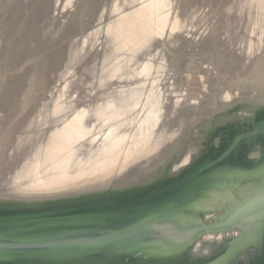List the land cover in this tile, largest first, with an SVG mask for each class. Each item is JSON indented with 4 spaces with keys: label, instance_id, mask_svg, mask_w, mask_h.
Segmentation results:
<instances>
[{
    "label": "rangeland",
    "instance_id": "1",
    "mask_svg": "<svg viewBox=\"0 0 264 264\" xmlns=\"http://www.w3.org/2000/svg\"><path fill=\"white\" fill-rule=\"evenodd\" d=\"M262 14L264 0H0V66L7 64L0 69V108L8 104L3 90L16 88L13 83H20L39 62L38 54L62 52L64 58L63 71L53 74L43 91L48 110L37 122L45 123L44 131L20 133L6 125L10 114L0 115V147L12 149L33 132L41 137L27 150L29 160H16L22 170L1 166L0 206L138 193L216 158L223 159L222 166L232 165L233 170H220L233 172L238 184L233 192L222 185L215 191L227 190L234 198L249 195L256 186L261 189L264 178L258 185L249 181L260 174L254 169L264 170ZM37 15L42 18L33 22ZM59 25L72 34L62 35ZM139 31L148 37H138ZM50 39L54 44L47 47ZM74 46L78 63L72 64L68 59ZM31 48L37 51L25 52ZM36 97L17 99L20 114L33 107ZM60 97L63 106L51 108ZM53 131L57 138L50 139ZM224 214L223 209L212 210L203 225L215 226ZM239 235L240 229L201 232L188 248L189 261L205 262L218 253L222 237ZM253 252L241 254V261Z\"/></svg>",
    "mask_w": 264,
    "mask_h": 264
},
{
    "label": "water",
    "instance_id": "2",
    "mask_svg": "<svg viewBox=\"0 0 264 264\" xmlns=\"http://www.w3.org/2000/svg\"><path fill=\"white\" fill-rule=\"evenodd\" d=\"M216 159L203 160L183 176L150 189L148 185L138 193L100 194L41 206H0V264H110L107 256L113 251L137 253L141 259L147 254L149 260L155 256L163 264L191 263L188 248L201 232L239 231L241 226L264 222V206L252 215H230L215 226H205L204 219H198L199 214L218 208L213 203L220 202L221 196L216 200L214 189L222 185L233 191L238 184L233 172L219 170L223 159ZM258 198L264 200V191L250 204ZM247 204L241 211L249 208ZM249 214L258 222L253 223ZM253 230H244V237L236 238L217 264H234V257L244 252L240 244L252 240ZM149 260L130 264H152Z\"/></svg>",
    "mask_w": 264,
    "mask_h": 264
},
{
    "label": "bare ground",
    "instance_id": "3",
    "mask_svg": "<svg viewBox=\"0 0 264 264\" xmlns=\"http://www.w3.org/2000/svg\"><path fill=\"white\" fill-rule=\"evenodd\" d=\"M261 1V0H260ZM263 2V1H262ZM128 3H130L129 1H128ZM260 3V2H259ZM39 10H41L40 9V7H39ZM42 14L44 15V12H40V15L42 16ZM40 15H37V16H35V18H34V21L33 22H36L37 21V18H42ZM254 15V14H253ZM257 16V15H256ZM259 16H260V14H259ZM258 16V17H259ZM259 18H261V22H263L264 21V14H262L261 15V17H259ZM242 21H244V20H242ZM257 22H256V24L258 23V21L260 22V19L259 20H256ZM238 22V21H237ZM260 22V23H261ZM256 24H255V26H256ZM238 25H241V24H238ZM238 25H237V27H238ZM259 27H260V25H262V24H260L259 25V23L257 24ZM58 26V25H57ZM257 26V27H258ZM59 30L60 31H62L63 33H62V35H71L72 34V32H70L69 30H62V27L59 25ZM242 27V26H241ZM240 27V30L242 29ZM244 27V26H243ZM257 27H253L252 29L254 30L255 28H257ZM139 28H141V26L139 27ZM144 28V27H143ZM144 29H146V28H144ZM245 29H246V27H245ZM249 29V28H248ZM247 29V30H248ZM259 29H261V28H259ZM258 29V30H259ZM262 29H264V28H262ZM126 30V29H125ZM135 30H136V28H135ZM138 30H140V29H138ZM138 30H136V31H138ZM240 30H239V32H240ZM258 30H256L255 29V31H257V32H259ZM28 32V31H27ZM239 32H237V33H239ZM244 32H246V30L244 31ZM249 32H250V30H249ZM252 32H254V31H252ZM130 33V32H129ZM256 34V33H255ZM254 34V35H255ZM258 34V33H257ZM260 34V33H259ZM24 35V34H23ZM237 35H239V34H237ZM243 35V34H242ZM245 36V35H244ZM256 36H258V35H256ZM256 36H255V38H256ZM71 37V36H70ZM138 37H148V34H147V32H145V31H139V34H138ZM242 37V36H241ZM249 37H250V35H249ZM252 37H254L253 36V34H252ZM252 37H250L252 40H253V38ZM263 37V36H262ZM262 37H261V39H262ZM258 39H259V37H258ZM261 39H260V41H261ZM264 39V38H263ZM138 40H139V38H138ZM141 40V39H140ZM248 40V39H247ZM256 40H257V38H256ZM256 40H254V41H256ZM50 41V43H48L46 46L48 47V46H52L53 44H54V40L53 39H50L49 40ZM258 41V40H257ZM62 42V41H61ZM119 42H123V44L125 45L126 44V42L123 40V41H121L120 39H119ZM259 42V41H258ZM263 42L264 41H262V42H259V43H261V44H263ZM58 43H60V42H58ZM57 43V44H58ZM240 43V42H239ZM234 44V43H233ZM235 44H236V41H235ZM258 44V43H257ZM223 45H224V43H223ZM229 45H231V44H229ZM238 46H239V44H237ZM255 45V44H254ZM68 45H66L65 47H63V48H66ZM232 46V45H231ZM142 47V46H141ZM143 47H144V45H143ZM225 47V46H224ZM223 47V48H224ZM75 48H77L76 46H74L73 47V49H72V53H70V57H69V59H68V61H69V63H72V64H74V63H76L77 62V54H76V51H75ZM229 48V47H228ZM248 48H250V47H248ZM248 48H247V50H248ZM15 49V48H14ZM143 49V48H142ZM141 49V50H142ZM221 49H222V47H221ZM230 49V48H229ZM228 49V50H229ZM233 49H234V47H233ZM237 49V48H236ZM246 49V48H245ZM26 51L25 52H27L28 54H31L32 52H36L37 50H33V48H31V49H25ZM33 50V51H32ZM171 50V49H170ZM229 51H231V50H229ZM141 52V51H140ZM169 52V51H168ZM226 52V51H225ZM231 52H233V51H231ZM60 53H62V52H58V53H56V52H54L53 54H47V55H45V56H43V55H37L36 57H38L39 58V62H37V64L34 66V67H32V68H30V69H28V70H26V72H25V74H24V76L22 77V80H21V82L20 83H13V85H16L15 87V89H9L8 87H6V89H4L3 91H4V93H3V99H4V101H6L8 104H6V103H3V104H1L2 105V107L4 108H0V110L1 111H6V112H0V115H2V114H10L11 115V118L10 119H6L7 120V124L6 125H12V126H14V127H16L17 129H19L18 131L20 132V133H24V131L23 130H32V129H35V128H37V130L39 129V128H41L42 130H43V125H45V123L43 124V123H38L37 121H42V120H38L40 117L43 119V117L46 115V109L48 108V106H47V108L45 109V106H44V104H43V100L45 99V97H44V88H46L47 86H50L49 84L51 83L50 81V79L53 77V74H61V72L63 71V69H64V58L63 57H61L59 54ZM169 53H171V52H169ZM27 54V55H28ZM229 54V53H228ZM26 55V54H25ZM233 57H234V55H233ZM73 58V59H72ZM213 59V58H212ZM218 59V58H217ZM228 59V61H229V58H227ZM226 59V60H227ZM243 59V58H242ZM244 59H245V57H244ZM231 61H232V59H231ZM241 61H243V60H239L238 61V64H241L242 62ZM241 62V63H240ZM78 63V62H77ZM232 63V62H231ZM244 63V62H243ZM234 64V63H233ZM245 64H247V66H248V64H249V61H245ZM6 62H4L3 63V65H1L0 66V69L2 70L3 68L2 67H4V69H5V67H6ZM230 65V64H229ZM231 66H233L232 64H231ZM249 66H250V64H249ZM238 67H241V66H238ZM244 67V66H243ZM250 68V67H249ZM248 67H247V70L249 69ZM82 69V68H81ZM84 69V68H83ZM242 69H245L246 70V67L245 68H242ZM1 70H0V72H1ZM239 71H241L240 69H239ZM238 71V72H239ZM242 72H244V73H246V71H242ZM240 73V72H239ZM80 74V73H79ZM234 74H236V72L234 73ZM241 74V73H240ZM85 76V75H84ZM258 77H259V75H258ZM84 78V77H83ZM84 79H86V78H84ZM5 82H7V81H5ZM5 91H6V93H5ZM2 92V91H1ZM0 92V93H1ZM37 96L36 98H37V101L35 102H33V104L32 105H30V106H33L32 108L29 106V105H26V104H24V105H26V106H28V107H30V110L29 111H27V113L26 114H20V110H21V108H19V107H21L22 106V104L21 103H19L18 104V100L17 99H19V98H25V97H27V96ZM48 98V97H47ZM50 98H48V100H49ZM55 100V99H54ZM61 100H64L63 98H61L60 97V99H58V100H56V102H54L53 104H50V107L52 108L53 107V105L55 106V108H60V106H63V104L61 103ZM44 101H46V100H44ZM25 102H28L27 100L25 101ZM47 102V101H46ZM45 102V103H46ZM52 103V102H51ZM47 105H48V103H46ZM49 107V108H50ZM27 108V107H26ZM51 108H50V110H51ZM55 108L53 109V111L56 113V111H55ZM22 110H24V109H22ZM48 110V109H47ZM52 111V110H51ZM29 112L31 113V114H29ZM54 112H50L51 114H55ZM49 113V114H50ZM18 114H20V115H18ZM29 114V115H28ZM57 115V114H56ZM175 120H177V119H175ZM1 122L3 123L4 121H2L1 120ZM0 122V123H1ZM47 122V121H46ZM48 123V122H47ZM176 123H174V125H175ZM52 125V124H51ZM56 125V124H55ZM173 125V124H172ZM1 126V125H0ZM53 127V126H52ZM72 128V127H71ZM40 129V130H41ZM52 129H56V128H52ZM12 130V129H11ZM66 130V129H65ZM75 130V129H74ZM33 131V130H32ZM44 131V130H43ZM56 131H58V129L56 130ZM56 131H53V132H51L50 133V135H49V138L50 139H52L53 137L54 138H57V136H56ZM68 131V130H67ZM161 131V130H160ZM164 131V130H163ZM163 131H161V132H163ZM171 131V130H170ZM45 132H49L48 130H46ZM59 132V131H58ZM68 132H71V131H68ZM159 132V131H158ZM59 134H62L63 136H64V134L63 133H60L59 132ZM69 134V133H68ZM71 134V133H70ZM162 135V134H161ZM163 135H164V133H163ZM162 135V136H163ZM36 136V137H35ZM66 136H68V135H66ZM155 136H156V134H155ZM160 136V135H159ZM37 139V138H41V137H37V135H35V133L33 132L31 135H30V137L28 138V140H25V141H21V142H17L16 143V145L14 146L13 145V147H12V149H9V148H7L6 146H3V147H0V154H1V158H0V168H1V166L3 165V164H6L7 166H13V167H15V168H17V169H19L18 171H20V170H22L21 169V167L23 166L22 165V163H20V162H18V161H16L18 158H22V159H28L27 158V156L29 155V153H27L28 151L27 150H29L30 149V146H32V144H34V141L35 140H33V139ZM65 138V137H64ZM64 138H62V141L64 140ZM69 138H70V136H69ZM78 138V137H77ZM65 139H67V138H65ZM74 139H75V137H74ZM156 139V138H155ZM70 140V139H69ZM77 140H79V139H77ZM57 141H58V139H57ZM61 141V142H62ZM67 141V140H66ZM65 141V142H66ZM74 141V140H73ZM159 142V141H158ZM58 143H60V142H58ZM65 143H62L61 144V146L62 145H64ZM67 144V143H66ZM2 145V144H1ZM78 145V144H77ZM79 145H82V144H79ZM141 145V144H140ZM139 145V146H140ZM145 145V144H144ZM143 145V146H144ZM60 146V145H59ZM64 146H66V145H64ZM134 147L136 146V145H133ZM142 146V147H143ZM79 147V146H78ZM77 147V148H78ZM95 147V146H94ZM134 147L133 148H131V149H134ZM60 147H58V149H59ZM82 148V147H81ZM95 149V148H94ZM101 149H102V147H101ZM101 149H98L99 151L101 150ZM104 149V148H103ZM137 149H138V147H137ZM74 150H76V149H74ZM79 150V149H78ZM81 150V149H80ZM83 150V149H82ZM82 150L79 152V151H77L78 153H81L82 152ZM89 150V149H88ZM10 151H13V152H10ZM86 152H87V150H85ZM92 151V150H91ZM101 151H104V150H101ZM105 151H106V149H105ZM113 151V150H112ZM112 151L110 152V153H112ZM121 151V150H120ZM138 151V150H137ZM136 151V152H137ZM84 152V151H83ZM115 152H116V150H115ZM130 153H131V151H129ZM135 152V151H134ZM133 151H132V153H134ZM88 153V152H87ZM90 153V152H89ZM101 153H103V157H104V152H101ZM129 153V154H130ZM26 154H28V155H26ZM94 154V153H93ZM92 154V155H93ZM109 153H107L105 156L107 157V155H108ZM35 155V154H34ZM48 155V154H47ZM112 155V154H111ZM118 155H119V153H118ZM117 155V156H118ZM81 156V155H80ZM79 156V157H80ZM83 156V155H82ZM98 156V155H97ZM102 156V155H101ZM34 156L32 155V160L34 159L33 158ZM50 157V156H49ZM84 157V156H83ZM88 158H89V156H87ZM93 157V156H92ZM95 157V156H94ZM100 157V156H99ZM102 157V158H103ZM219 157V156H218ZM11 158H16V159H13L14 161H12V159ZM46 158V157H45ZM85 158H86V156H85ZM96 158V157H95ZM92 159V158H91ZM97 159V158H96ZM96 159H94V160H96ZM25 160H23V161H25ZM29 160V159H28ZM31 160V159H30ZM49 160V159H48ZM47 160V161H48ZM94 160H93V162H94ZM110 160V159H109ZM112 160H114V158L112 159ZM88 161V160H87ZM114 161H116V160H114ZM213 161V160H212ZM50 162H52V161H50ZM49 162V163H50ZM85 162V161H84ZM92 162V163H93ZM97 162V161H96ZM96 162H94L95 164H96ZM214 162V161H213ZM218 162V161H217ZM44 164V163H43ZM47 165H48V163H46ZM51 164V163H50ZM94 164V165H95ZM108 164V163H107ZM214 164V163H213ZM52 165V164H51ZM84 165V164H83ZM93 165V164H92ZM93 165V166H94ZM216 165H217V163H216ZM236 165V164H235ZM49 166V165H48ZM226 166H227V164H226ZM226 166H222L223 168H219V170L220 169H225V168H227ZM47 167V166H46ZM49 167H52V166H49ZM48 167V168H49ZM106 167H108V166H106ZM106 167H104V169L106 168ZM218 168V167H217ZM47 169V168H46ZM51 169V168H50ZM53 169V168H52ZM54 170V169H53ZM53 170H50V171H53ZM66 170V169H65ZM107 170H109V169H107ZM230 170H233L232 169V166H230ZM253 171H255L256 173H260L257 177H255V178H253V180H251V181H249V183H252L253 181V184L254 183H257L256 185H258L260 182H262L261 180L264 178V170H257V169H254ZM54 172V171H53ZM64 172V171H63ZM52 173V172H51ZM55 174L54 175H56L57 173L56 172H54ZM213 173V172H212ZM53 175V176H54ZM60 176V175H59ZM1 180V179H0ZM264 180V179H263ZM245 184V183H244ZM243 184V185H244ZM248 184V183H247ZM246 185V184H245ZM242 186V185H241ZM254 189V191H251L250 192V194L249 195H246V196H242V195H234V198H233V196H232V194H230V192H227V190H218V191H213L212 192V194H214V197H216L217 195H218V197H216V200L221 196V198H220V202H218V201H213L214 203L213 204H216V203H218L219 205H218V208H214V210H216V209H220V208H223V210H225V214L222 216V219H221V221H223L225 218H229V216L231 215V217H234V216H237V215H239V214H246V213H251V215L255 212V211H260V208L261 207H263L264 206V200L262 201V200H259V198L256 200V202H254L253 204H250V203H252V201H253V199H255L260 193H262V191H264V186L261 188V189H259L258 190V187L256 186L255 188H253ZM234 191V190H233ZM232 191V192H233ZM241 191H243V189H240L239 190V192L238 193H241ZM220 194V195H219ZM230 194V195H229ZM227 195V196H226ZM247 203H249V204H247ZM245 204H247L248 206H249V208L248 209H245L244 211H241L244 207V205ZM211 204H209L208 206H210ZM213 208V207H212ZM222 210V209H221ZM209 212V211H208ZM208 212L206 211V215L208 214ZM205 214H199L198 215V219L201 221V219L203 220V218L206 216ZM250 215V214H249ZM248 216V218H251V219H254L255 217L254 216ZM257 222H258V220H257ZM256 222V219H254L253 220V223H257ZM249 223V222H248ZM248 225H244V226H241L242 228V231H241V229H240V235L239 236H237L236 238H243L244 237V230L245 231H250V230H252V229H254L253 230V232H252V234H254L253 235V238H252V240L251 241H249L248 243H246V244H243L242 245V243H244V242H242L240 245H241V248L243 249V253H238L239 254V256H238V254L234 257L235 259H234V261H233V263L234 264H264V222H258L257 224H251L249 227H247ZM247 229V230H246ZM229 232V231H228ZM236 238H232V239H229L228 237H226V236H224V237H222V240H221V243H220V246H219V248H217L218 249V253L216 254V255H214L213 257H209V258H207L206 259V261H208L209 260V262H208V264H217L218 262H220V259H221V257L225 254V252H226V249H228L233 243H234V240H236ZM250 251H255V252H253V254L252 255H249V257H248V259H246L245 261H241V258H240V255L241 254H244V255H248L249 253H250ZM132 255V256H131ZM138 254L137 253H130L129 255H124V254H119V251H113V252H111L110 254H108V256H107V258L108 259H110L108 262L110 263V264H113L114 262H119V264H130V262H133V261H135V260H141V261H148L149 260V258H147V254H145V255H143V259H141V258H139L138 256H137ZM243 255V256H244ZM128 256H131V257H128ZM147 258V259H146ZM165 261L161 258V259H159V258H157V257H155V256H153V257H151V259L149 260V263H152V264H163ZM187 263V262H186ZM185 263V264H186ZM204 263H206V262H201L200 264H204ZM132 264V263H131ZM136 264V263H135ZM187 264H194L193 262L192 263H187Z\"/></svg>",
    "mask_w": 264,
    "mask_h": 264
}]
</instances>
